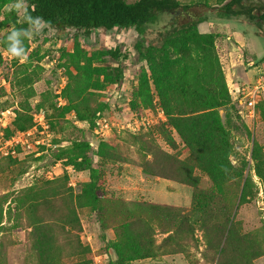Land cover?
Masks as SVG:
<instances>
[{
	"label": "rangeland",
	"instance_id": "374dc122",
	"mask_svg": "<svg viewBox=\"0 0 264 264\" xmlns=\"http://www.w3.org/2000/svg\"><path fill=\"white\" fill-rule=\"evenodd\" d=\"M25 6L21 0L3 14L14 12L21 22ZM168 20L164 17L156 29ZM210 20V31L220 35L216 50L232 98L227 108L230 163L239 172L219 192L203 169L212 161L210 145L205 141L189 150L171 125L188 110L174 94L178 66L144 40L154 32L141 37L134 28L90 34L33 29L23 61L0 48V196L10 194L16 202L28 196L36 202L34 209L12 214L0 232V264H115L111 244L123 222L151 218L159 245L167 236L159 224L167 222L168 211L153 217L149 207L188 213L195 200L208 206L210 216L193 226L192 239L183 229L181 248H161L156 257L129 264H264V189L254 170L255 155L264 159V92L256 99L253 121L240 92L264 74V22ZM12 28L0 29V38ZM18 114L29 126L24 132L14 131ZM202 116L196 123L208 124ZM99 119L109 123L104 137ZM134 121L136 129L128 128ZM77 142L88 144L86 169L74 171L71 165L81 162L73 150ZM93 170L104 175L97 206L79 207ZM42 190L46 199L39 200ZM207 194H213L210 200ZM223 215L233 221L225 242L218 227ZM36 223H42L34 231L37 246L29 234Z\"/></svg>",
	"mask_w": 264,
	"mask_h": 264
},
{
	"label": "trees",
	"instance_id": "16d2710c",
	"mask_svg": "<svg viewBox=\"0 0 264 264\" xmlns=\"http://www.w3.org/2000/svg\"><path fill=\"white\" fill-rule=\"evenodd\" d=\"M19 1L21 0H0V29L7 25L13 27L0 38V48L6 52L7 36L13 30L30 28L26 19L28 16L33 19L41 18L44 24L41 29L44 31L72 28L90 34L101 29L111 31L117 28H134L141 37H145L148 31L154 32L151 39L144 40L148 48L161 53L164 59L178 66L174 94L188 110V113L180 114L179 118L171 119L173 129L191 151L194 147H202L205 141L210 145L212 161L203 169L217 192L221 191L223 183L238 175L239 172L230 163L233 153L230 144L232 117L230 109L227 108L232 105V98L216 50V41L220 35L210 30L203 31L200 25L208 24L210 27V17L252 24L264 22V3L254 0H215V5H210L209 0L187 4L178 0L133 2L126 0H24L26 6L23 21L19 22L14 12L4 16V9ZM164 17H169L168 22L156 29ZM21 38L27 54L28 37ZM222 109L226 110L221 116L219 111ZM201 116L208 124L196 123ZM13 125L15 132H24L29 127L19 114ZM197 130H200L198 135H187ZM87 149L86 142L74 143L73 150L78 153L76 160L81 158L78 166L71 165L74 171L86 169L82 167V164L86 163L83 155ZM254 160L255 175L264 189V159L255 155ZM94 173L93 170L91 181L82 189L78 200L79 207L96 208L97 206L98 191L104 183V175L102 172ZM247 183L248 180H246ZM10 196V194L0 196V232L6 230V224L11 221L12 214L19 216L24 209L32 210L36 205V202L28 196L22 200L19 199L18 202L10 199ZM212 196L207 194L206 199L210 200ZM37 197L39 200L46 199V191H40ZM26 201H29L28 208H24ZM245 201L244 188L240 202ZM160 210L168 211L167 222L159 224L161 233L167 234L162 243L155 244L153 238L155 230L151 218L149 220L129 219L119 226L117 240L111 244V249L116 256L115 264H129L154 258L161 248L169 249V251H175L177 247L181 248L180 236L183 229L189 233H186L188 239H192L193 226L204 224L203 220L210 216L208 206L196 200L188 213L157 205L149 207L153 217H156ZM40 224L42 223H36L29 228V234L34 240H36L34 231ZM13 227H19V224ZM218 227L222 232L220 237L225 242L233 227L232 216L223 215ZM35 243L37 246V240ZM223 252L224 247L217 250L219 256Z\"/></svg>",
	"mask_w": 264,
	"mask_h": 264
},
{
	"label": "built area",
	"instance_id": "2783aa9c",
	"mask_svg": "<svg viewBox=\"0 0 264 264\" xmlns=\"http://www.w3.org/2000/svg\"><path fill=\"white\" fill-rule=\"evenodd\" d=\"M240 92L243 96V101L246 103L248 108L247 117L251 121H253L255 118L256 99L259 94L264 92V74L257 76V79L254 81V83L248 85L247 84L242 85L240 88ZM135 125H136V121L129 123L127 127L134 130L136 129ZM97 126L100 131V135L104 137L105 131L109 129V123L105 119H99L97 121Z\"/></svg>",
	"mask_w": 264,
	"mask_h": 264
},
{
	"label": "clouds",
	"instance_id": "9594fccd",
	"mask_svg": "<svg viewBox=\"0 0 264 264\" xmlns=\"http://www.w3.org/2000/svg\"><path fill=\"white\" fill-rule=\"evenodd\" d=\"M17 7H19V5H17ZM26 19L30 25V28L28 30H13L7 36V52L11 57L18 58L21 61L27 58L25 48L23 46V39L21 37H30L31 35H33V29L36 33H38L44 26L41 18L39 17L33 19L31 16H28Z\"/></svg>",
	"mask_w": 264,
	"mask_h": 264
},
{
	"label": "crops",
	"instance_id": "0c3cea01",
	"mask_svg": "<svg viewBox=\"0 0 264 264\" xmlns=\"http://www.w3.org/2000/svg\"><path fill=\"white\" fill-rule=\"evenodd\" d=\"M213 20H210V27L208 26V24H202L200 25L201 29L203 31H207V30H210L211 26L214 24V22H212Z\"/></svg>",
	"mask_w": 264,
	"mask_h": 264
}]
</instances>
